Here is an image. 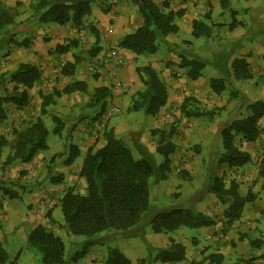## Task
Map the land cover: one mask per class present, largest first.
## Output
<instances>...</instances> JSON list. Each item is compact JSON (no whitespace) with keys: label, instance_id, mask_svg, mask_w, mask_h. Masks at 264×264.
<instances>
[{"label":"trees","instance_id":"obj_1","mask_svg":"<svg viewBox=\"0 0 264 264\" xmlns=\"http://www.w3.org/2000/svg\"><path fill=\"white\" fill-rule=\"evenodd\" d=\"M138 8V14L142 18V24L131 34L125 36L119 43V48L130 51L135 59L141 56L155 55L161 43L167 41L171 35L179 31L176 19L179 12L169 10L168 1L160 6L154 0H130ZM95 0H32L31 9L38 18L40 24L54 23L60 26L72 24L78 31L84 29V20L91 15V5ZM15 24V12L13 9L0 3V51L10 45L13 39H6L11 26ZM242 25L233 19L229 29ZM95 32V45L89 49L90 58L96 57L100 52L99 36ZM210 28L199 21L193 22V36H209ZM17 43L18 46H25ZM78 41H71L69 46H59L58 51L67 52L71 47L76 48ZM8 54V50H6ZM76 57L75 64L82 59ZM227 67V62H226ZM75 65L63 69L66 75L74 73ZM180 68L187 70L190 80H197L202 76V70L206 63L198 58L188 59L182 57ZM232 78L235 80H248L253 78L249 63L245 58H235L231 62ZM136 74L141 81L142 89L137 91L129 108L130 112H142L145 115L156 116L168 103V89L166 82L159 72L151 65L137 66ZM229 75V74H228ZM41 78V71L32 64H21L12 72L0 74V83H12L13 86L6 90V101L22 110L29 103V90L32 89ZM226 78H212L210 88L215 94H221L225 90ZM231 79V78H230ZM23 88V89H22ZM22 89V90H21ZM85 90L82 81H74L61 91L43 96L41 115L46 114L47 107L54 104L55 96L70 95ZM110 90L107 87H99L93 93L92 105L106 107ZM186 106L182 112L186 116H198L197 111L189 113ZM250 114L242 119L233 120L222 132L224 154L221 163L230 169H240L250 162V155L241 150L235 142L236 137L246 142H256L259 138L258 122L264 117V100L254 102L250 107ZM6 113L0 107V128L6 121ZM55 133L60 134V127H56ZM153 137L160 136L156 143L155 153L151 152L140 142H133L131 149L121 138H117L113 129L105 132V143L97 149H90L84 159L80 172L85 181L84 192L69 189L60 201L64 227L72 236L83 237L85 240L68 259L65 258L66 247L59 235L49 230L46 226H38L29 237V247L36 249L41 254V264H80L79 261L88 253V249L95 245H103L109 240V232L114 231L118 236L145 238V229L150 226L156 234H172L183 228L208 227L214 224L209 216L192 209H184L171 206L151 212L149 195L151 178L156 180L166 179L171 170L170 156L175 152L176 145L171 141L173 132L163 128H155L151 131ZM49 131L42 117L20 122L12 130L13 141L5 135H0V159L5 148H9L6 164L16 161L30 163L38 153L48 149ZM71 163L78 155L74 146L69 147ZM137 152L139 157L135 156ZM155 154L163 157L161 163H157ZM263 169L260 175L264 178ZM56 176L51 181L60 183ZM264 193V183L261 186ZM5 193L7 192L4 190ZM227 209L224 215L230 224L240 218L243 208L247 203L253 202L256 195L251 191L242 196L239 184L234 179L229 186L224 177H216L209 189ZM14 191L9 195L10 199L16 198ZM2 203V202H1ZM3 203L0 205V210ZM166 247L155 249V255L142 258L139 264H174L185 260L186 247L170 237ZM0 239V264H5L8 254ZM217 255H212L216 257ZM254 259H239L235 264H253ZM106 264H132L131 260L118 248H110ZM193 264H202L195 262Z\"/></svg>","mask_w":264,"mask_h":264},{"label":"crops","instance_id":"obj_2","mask_svg":"<svg viewBox=\"0 0 264 264\" xmlns=\"http://www.w3.org/2000/svg\"><path fill=\"white\" fill-rule=\"evenodd\" d=\"M154 1L161 6L166 0ZM167 1L169 10L180 13L179 17L176 19L179 31L176 35H171V37H178L180 40L189 43L193 39L199 38H203L202 41H205H192L195 42V50L204 54L202 58L199 57L198 52L193 51V58L195 57L204 61L206 65L212 67L213 71L210 72L209 77L205 80L204 76H206L207 73L204 75L203 71L202 76L195 81L190 80L187 76L191 85L199 86L207 82V87L212 91L210 88V80L212 78L219 79L229 77L226 79L230 80V78H232V73H229L232 71L231 62L235 58H245L248 56L250 52L249 49L252 47V44H254L253 40L256 39V37L251 34V30L248 26L256 23L264 26V0ZM21 2L23 6L31 8L32 0H0V3L5 4L11 9L16 8L18 3ZM101 6H106L105 11H100ZM91 9L92 18L100 22L98 29L103 32L104 38L100 46L104 48H100L99 54L91 58L88 62L82 60L78 64H75V56H77V54L75 50H73V47L69 48L67 52L57 50L59 46H69V38L73 36L72 24L65 26L54 23L40 24L32 9L31 13H25V11L18 13L14 11V25H22L19 26V28L21 27L20 32H9L10 38L13 39L10 45L14 43L16 36L20 34L25 35L24 40H26V44L21 48L11 50L12 53L10 57L13 64L8 68L14 71L19 65L29 63L35 65L41 71L40 81L29 90V103L27 107L23 108L25 110H21V113L17 112L16 115L13 116L16 121L14 126H18L20 122H22V119L29 118V120H32L37 117H42L46 124V116H41V106L44 100L43 96L50 95L54 92V89L56 91H61L74 81H82L85 84V90L70 95H62L63 100L67 101V107H65L63 111H57V114L54 116L58 117V120H60L59 117L62 118L64 126H67L71 130V136L68 137V139L70 138L73 140L71 146H74L78 151V155L73 162H68L70 156V151H68L67 155L69 156L65 161L66 165L57 166L56 158L63 153L58 152L56 154L52 153L45 155L44 152H47L50 148L48 146L47 150L38 153L30 163L16 161L9 164V167L13 166L14 169L21 168L26 170L28 172L27 183H30L28 185L31 186L26 192L31 194V203L26 206V210L20 211L19 205H17L15 201L2 202L3 208L0 210V221L2 220L10 231H15V229L20 226L21 221L26 224V227L32 228L31 232L40 225L53 228L58 227L56 223L63 222L60 201L69 189L80 191L81 193L84 192L85 181L80 176L83 162L90 149H97L104 145V128H106V130L113 129L115 135L120 138L124 136L127 137V135H136L137 142L141 143V120L143 117H129L131 116L130 114L128 116L121 114L116 117L114 121L113 117L122 112L126 114L134 113L129 112L132 96L135 91L141 89L142 86L136 74L137 65L135 63V55L128 50L119 48L120 41L125 36L133 33L142 24V18L138 14V8L134 6L130 0H95L91 5ZM233 19L242 25L231 30L229 26ZM194 21L202 22L208 26L210 28V35L195 38L193 36ZM109 22L112 24V28L106 29L107 23ZM11 29L12 26L10 30ZM79 36L81 35L79 34L76 36V39L78 38L77 40H79ZM209 48H211L213 52H201L202 49L206 51ZM262 53L264 54L263 49L261 52L255 53L253 57L258 60L259 55ZM114 57H119L122 60V64L118 69V77L124 86L122 89L114 87L113 78L109 75V70L112 67L111 62ZM262 58H264V55ZM226 62L227 67L225 65ZM247 62L250 63L249 61ZM62 63L66 64L64 69L71 65H75L74 73L72 75H66L62 70L58 73V78L53 80L52 76L57 72ZM79 66H87L89 69L86 68L85 71L76 72V68ZM153 67L158 71L156 66ZM92 70L97 71L95 76H92ZM176 71L179 75H187V70L179 66H176ZM99 87H107L110 90V96L107 98V104L104 109L99 105H92L93 93L95 89ZM87 95L89 100L84 102L82 97H87ZM111 102L113 105L119 107V112L114 113L110 117V120L104 121V123H106L105 125L104 123L99 124V122H101V116L103 115V118L106 117L104 116V112L108 106L111 105ZM90 107H99V111L89 114L91 116L86 120V126H76L74 129L69 127L68 122H70L71 125V121L74 119L75 115L80 113V109L82 110L83 108ZM29 110H32V112ZM32 115L37 117L31 118ZM137 129H139V131H136L137 134H134L133 131ZM2 133L3 132H1L0 135H2ZM75 141L76 144H74ZM78 141L80 145L77 144ZM79 158L81 159L78 162ZM4 161L5 159H3V162ZM47 166L48 169H52L53 173H58L57 175H51L48 181H51V179L56 176H60L58 179L60 183H53L51 181L50 183L52 185L48 187L42 184V180L45 176L43 172ZM48 169L45 170V173H48ZM40 174L41 179H38ZM40 184L42 185L36 188V186ZM48 203L57 204L53 207V211L46 209L49 206ZM204 205H206V209L203 208L202 213L209 216L211 220L214 221V224L199 228L205 229L206 240H211L213 243L217 242V247L213 244L211 249L203 252V250L196 249L201 247L200 243L197 245H192L191 243L189 245L182 242L186 247V258L184 261L174 264H193L195 262H202V264H235L239 259L250 258L254 259L253 264H264V196L262 194H259L253 202L247 203L243 208L240 218L232 221L230 224L224 215V209L219 206H217V209L210 208L207 203ZM20 216L22 220H20ZM2 237L1 235L0 239ZM146 237L148 241H150V239H164L162 238V234H156L153 231L149 233L145 230V239ZM196 242L198 241H193V243ZM132 248L131 245H128L118 249L128 258H131L124 253V251L126 250L129 255L133 256L135 254H130L132 253ZM215 254L217 256L212 257V255ZM93 256L94 251L88 252L85 256V261H89Z\"/></svg>","mask_w":264,"mask_h":264},{"label":"rangeland","instance_id":"obj_3","mask_svg":"<svg viewBox=\"0 0 264 264\" xmlns=\"http://www.w3.org/2000/svg\"><path fill=\"white\" fill-rule=\"evenodd\" d=\"M105 8L106 6H101L100 11H105ZM13 10L18 13L23 11H25V13H31V8L23 6L22 2L18 3L17 7ZM99 23V20L97 21L95 18H92V15H90L84 20V29L79 30V33L75 27H72L73 36L69 38V42L74 40L78 41V46L73 48V50H75V53L83 61L88 62L91 59L88 55V51L95 45L96 37L94 31H97L99 36L98 45L100 46V44L103 43V32L98 29ZM107 24L106 29H111L112 24L110 22ZM20 25L22 24L14 25L10 31L20 32ZM248 28H250L251 34L256 37V39L253 40L254 44H252V47L249 49V55L245 57L246 60L250 62L249 68L253 74V78L248 80H235L234 78H231L230 80L226 79L225 90L218 95L209 90L207 82L199 86L191 85L186 74L179 75L176 71V66H179L182 57L188 59L193 58V51L198 52L199 57H204V54L195 50V42H192H198V40L201 42L203 38L193 39L189 43L180 40L178 37L170 36L167 38L166 42L161 43V45L158 46L159 50L155 55L136 58L135 63L137 66H144L146 64L156 66L161 78L167 85L168 103L156 116H147L142 112L127 114L122 112L115 115L113 121L121 114L124 116L130 114L131 116L129 117H143L141 120V144L145 145L153 153H155L156 143L160 139V136L153 137L151 134V131L155 128L160 127L167 131L172 130L173 135L171 141L176 145L175 152L170 156L171 170L165 177L166 179L156 180V178H151L149 195L151 212L170 208L171 206H178L184 209H192L197 212H202L203 208L206 206L204 205L205 203H207L210 208L217 209V206H219L225 211L227 205L222 204L216 196L209 191L210 186L216 177H224L228 186L233 179L237 181L242 196H246L249 191L254 193L256 198L259 194L264 196L261 189V186L264 183V178L260 175L263 169L262 161L264 159V117L258 122L260 134L256 142H246L241 140L239 136L235 139L236 145L250 155V162L237 170L230 169L221 163L224 154L222 139L224 128L233 120L247 117L250 114L249 107L256 101L264 100V58H262L264 54H260L258 60L253 57L255 53L261 52L262 49L264 50V26L256 23L249 25ZM79 34L81 36H79V40H77L78 38L76 39V36ZM9 35L6 36V39L10 38ZM20 35V37L18 35L16 36L12 45H7L4 50L0 51V73L13 71L8 68L13 64L10 57L12 53L11 50L21 48L22 46H18L17 43H24L25 41V35ZM202 42L205 41L203 40ZM6 50H8V54H6ZM201 52L213 51L209 48L206 51L202 49ZM86 68L87 66H79L76 68V72L82 70L85 71ZM202 71L204 75L207 73V75L204 76L205 80L213 70L210 65H206ZM96 72L97 71H92V76H95L97 74ZM57 78L58 75L54 80ZM12 86L13 84H10L9 82L4 85L0 83V107L5 111V116L7 117L6 121L1 126L2 128H0V133L3 132L2 134L7 136L10 141H13L14 139L12 136V130L16 121L13 116L16 115L17 112L21 113L25 110L22 109L21 111L5 100L7 95L6 90ZM139 90L137 89L135 91L132 100L136 92ZM54 91L56 90L54 89ZM82 100L84 102L88 101V95L87 97H82ZM112 105L113 103L111 102V105L105 110L106 113ZM183 106H186L187 112L192 113L193 111H197L199 115L186 116L185 112H182ZM65 107H67V101L63 100L62 96H55L54 104L47 107L46 114L44 115L46 116V125L49 131L47 143L50 147L47 152H44V154L48 155L62 152L63 154L56 158L57 166L66 165L65 161L69 156L67 153L71 143H73V140L70 138L68 139V137L71 136V130L67 126H64L62 118L59 117L60 120H58V117H54L55 114H57V111H63ZM29 111L32 112V110ZM97 111H99V107L80 109V113L74 116L71 125L70 122H68L69 127L74 129L76 126H86V120L91 116L89 114ZM105 112L104 116L107 118H103L102 115L99 124H103L104 121L110 120V117H108ZM35 117L37 116L32 115L31 118ZM23 121H29V118L22 119V122ZM105 124L106 123H104V125ZM56 127H60L62 133H55L54 130ZM106 131L108 130L104 128V132ZM136 131L138 132L139 129L134 130L133 133L137 134ZM104 136L105 134L103 135V139ZM116 137L120 138L118 136ZM121 139H123V141L134 150L132 143L137 141L136 135H127V137L124 136L123 138L121 137ZM74 144H76V141ZM77 144L80 145V142L78 141ZM8 154L9 148H5L0 159V205H2L1 202L3 201H15L17 202V205H19L20 211L24 209L26 210V206L31 203V194L26 193L28 188L31 187L28 185L30 183H27L28 172L21 168L14 169L13 166L9 167V164L5 163ZM134 154L136 157H139L137 152ZM3 159H5L4 162ZM80 159L81 158H79L78 162ZM155 159L157 163L163 161V157L159 154H155ZM46 169H48V166ZM45 170L43 172L45 176L42 180V184H45V187H48L52 185L50 183L51 181H48L50 176L53 174L57 175L58 173H53L51 168L48 169V173H45ZM38 179H41V174ZM42 184L36 186V188H39ZM4 190L7 192L5 193ZM13 191L17 193L16 198L10 199L9 195H11ZM48 205L49 206L46 209L53 211V207L57 204L54 205L48 203ZM20 220H22L21 216ZM57 225L58 227L48 229L62 238L64 246L66 247L65 258L68 259L78 249L80 250L82 248L80 244L85 239L83 237L70 235L64 227V222L56 223V226ZM31 229L32 228L26 227V224L21 221L20 226H18L15 231H10L7 229V225H5L2 220L0 221V236H3L1 238L3 243L2 246L8 254V259L5 264H41V254L36 249L26 245ZM145 230L149 233L152 231L150 226ZM108 235L109 240L103 245H95L88 249V252L94 251V256L89 259V261H85V257H83L79 263L106 264L110 248H121L122 246L131 245L133 250L130 254L135 255L131 256L126 250L122 251L131 257L129 259L132 264H139V261L142 258L155 255L156 251L150 250V247H153L156 250L163 248L169 244L168 241L170 237L177 242H183L189 245L191 243L192 245L200 243L201 247L196 249L203 250V252L211 249L213 244L217 247V242L213 243L211 240H206V231L204 228L183 227L172 234H162V238L164 239H150V241H148L147 237L146 239L137 236L124 238V236H118L114 231L109 232ZM196 240L198 242L193 243V241ZM155 264L164 263L155 262Z\"/></svg>","mask_w":264,"mask_h":264},{"label":"built area","instance_id":"obj_4","mask_svg":"<svg viewBox=\"0 0 264 264\" xmlns=\"http://www.w3.org/2000/svg\"><path fill=\"white\" fill-rule=\"evenodd\" d=\"M111 63H112V67L109 70V75L111 78H113L114 87L117 89H122V88H124V86L118 77V69H119L120 65L122 64V60L119 57H114L112 59ZM65 66H66L65 63H62L60 65L57 72H55V74L52 76L53 80L57 77L58 73H60L65 68ZM92 71H94V70H92ZM119 110L120 109L118 106L112 105L106 114L108 115V117H111L114 113H118Z\"/></svg>","mask_w":264,"mask_h":264}]
</instances>
